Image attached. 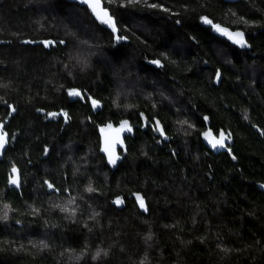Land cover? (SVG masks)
<instances>
[{
	"label": "trees",
	"instance_id": "obj_1",
	"mask_svg": "<svg viewBox=\"0 0 264 264\" xmlns=\"http://www.w3.org/2000/svg\"><path fill=\"white\" fill-rule=\"evenodd\" d=\"M102 2L116 33L77 3L0 0V264H264V0ZM122 119L111 170L98 128Z\"/></svg>",
	"mask_w": 264,
	"mask_h": 264
},
{
	"label": "water",
	"instance_id": "obj_2",
	"mask_svg": "<svg viewBox=\"0 0 264 264\" xmlns=\"http://www.w3.org/2000/svg\"><path fill=\"white\" fill-rule=\"evenodd\" d=\"M66 1L77 3L80 6L86 7L89 10V12L98 21L103 22L111 32L116 33V28L114 26V23H113L112 19H109L110 15H109L108 11L105 9L104 3L102 2V0H66ZM104 21H108V22L105 23ZM200 23L202 24V26H204L206 28H210V31L213 35L228 41L233 46H235L239 49L249 48V44H248L247 39H246V33L242 29H239V28L232 29L226 25L220 24L218 22H214L211 18H209L207 16H202L200 18ZM114 28H115V30H114ZM236 33H242L243 34L242 35L243 46L240 43L235 42L236 40L240 39V37H237L235 35ZM217 73H219V71L216 72L214 81H216V79L219 78L217 76ZM219 76H220V73H219ZM75 90H77L81 95L80 90H78V89H75ZM79 96H70V97L74 99V98H77ZM95 106H97V104H95ZM154 123H155L156 134L159 135L164 141H168L169 136L165 133L164 128H163L162 124L159 122V120L155 119ZM129 128L131 129L130 131L128 130ZM0 133H2V132L0 131ZM3 134H5L6 143L4 144L3 148H0V160L3 159V155L5 153V150H6V147L8 144V137H7L6 133H3ZM206 134H208V135H206ZM98 135H99L100 153L104 156L105 162L108 165V167L111 170H114L120 162L121 157H120L119 150H120V148H122L124 146L125 139L129 136L134 135V128L132 126V123L128 119H122V120L118 121L117 123H114L111 121L106 122L105 124L101 125L98 128ZM220 137H221V134L216 136L215 134H213L211 132H205L202 134V142L209 150L217 153V152H220L223 149H225L224 147H225L226 138L224 140V146L223 147L218 146L216 148H213L210 141H213L214 139L218 140V139H220ZM110 155L113 158H117L115 164L109 162ZM12 179H16L17 183L16 184L10 183V180H12ZM10 180L8 181V187L9 188H20L21 181H20V177L18 174L14 173L13 176L10 178ZM45 185H46L48 192H52V191L55 193L59 192V190L56 189L54 187V185L51 184L48 180H45ZM49 185H51V187H49Z\"/></svg>",
	"mask_w": 264,
	"mask_h": 264
},
{
	"label": "snow or ice",
	"instance_id": "obj_3",
	"mask_svg": "<svg viewBox=\"0 0 264 264\" xmlns=\"http://www.w3.org/2000/svg\"><path fill=\"white\" fill-rule=\"evenodd\" d=\"M129 2H135V0H129ZM157 5H152V7H156ZM109 19H111V18H109ZM105 23H107L108 21H104ZM114 30H115V28H114ZM237 37H240V39H238V40H236L235 42H237V43H240L242 46H243V40H242V33H236L235 34ZM45 43V45L47 46L50 42H44ZM61 43H63V41H61ZM154 63H158V62H154ZM217 76L219 77V73H217ZM69 95L70 96H79L80 95V93L77 91V90H75V89H72V90H70L69 91ZM93 104H94V106H95V104H96V102L95 101H93ZM15 109L13 108V111H14ZM49 115H56L55 113H52V114H49ZM65 116H66V114H65ZM205 119H207V118H205ZM126 123V122H125ZM129 131L131 130L130 128L128 129ZM206 135H208V134H206ZM224 140H225V136H224V134L223 133H221V137H220V139H214L213 141H210V143L212 144V147L213 148H216V147H223L224 146ZM6 143V139H5V134H3V133H0V148H3V146H4V144ZM116 159L117 158H113L111 155H110V157H109V162L110 163H113V164H115V162H116ZM16 171V169L14 168L13 169V172H15ZM10 183H13V184H16L17 183V180L16 179H12V180H10ZM49 187H51V185H49ZM89 190H91V189H89ZM137 199H138V201H139V204H140V207L141 208H144V202H143V199L141 198V197H139V196H137ZM120 201L119 200H117V203H119ZM99 254V253H98Z\"/></svg>",
	"mask_w": 264,
	"mask_h": 264
},
{
	"label": "flooded vegetation",
	"instance_id": "obj_4",
	"mask_svg": "<svg viewBox=\"0 0 264 264\" xmlns=\"http://www.w3.org/2000/svg\"><path fill=\"white\" fill-rule=\"evenodd\" d=\"M222 132L219 133V135L221 134ZM218 136V134L216 135ZM228 144H230V140L227 138L226 141H225V149H223L222 151H230L231 148H229ZM218 153V152H217Z\"/></svg>",
	"mask_w": 264,
	"mask_h": 264
},
{
	"label": "rangeland",
	"instance_id": "obj_5",
	"mask_svg": "<svg viewBox=\"0 0 264 264\" xmlns=\"http://www.w3.org/2000/svg\"><path fill=\"white\" fill-rule=\"evenodd\" d=\"M137 196L138 195H136V199H137ZM140 197V196H139ZM137 203H138V205H139V207H140V204H139V201H138V199H137ZM141 208V207H140ZM141 209H145V205H144V208H141Z\"/></svg>",
	"mask_w": 264,
	"mask_h": 264
}]
</instances>
